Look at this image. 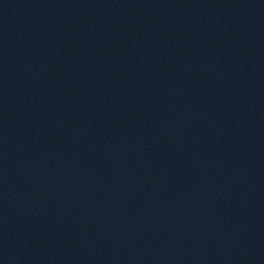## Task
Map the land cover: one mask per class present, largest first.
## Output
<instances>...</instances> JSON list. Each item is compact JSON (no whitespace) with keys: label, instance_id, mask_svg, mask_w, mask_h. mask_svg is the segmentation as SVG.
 Here are the masks:
<instances>
[{"label":"water","instance_id":"obj_1","mask_svg":"<svg viewBox=\"0 0 264 264\" xmlns=\"http://www.w3.org/2000/svg\"><path fill=\"white\" fill-rule=\"evenodd\" d=\"M0 264H264V0H0Z\"/></svg>","mask_w":264,"mask_h":264}]
</instances>
